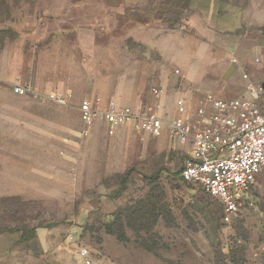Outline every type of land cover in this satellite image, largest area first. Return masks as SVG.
Masks as SVG:
<instances>
[{
  "label": "rangeland",
  "instance_id": "obj_1",
  "mask_svg": "<svg viewBox=\"0 0 264 264\" xmlns=\"http://www.w3.org/2000/svg\"><path fill=\"white\" fill-rule=\"evenodd\" d=\"M103 3L114 8L98 17L95 57L79 50L76 58L74 48L72 65L59 63L72 52L64 43L36 49L19 40L36 23L34 1L0 0V60L9 48L38 60L0 63V118L6 108L29 111L0 128L1 262L80 264L83 245L91 264H264V170L225 221L217 199L180 178L188 144L164 128L152 136L122 125L111 135L99 121L83 136L78 110L84 98L96 108L159 102L171 118L179 95L191 109L204 94L231 98L248 84L264 96V0ZM26 81L71 97L58 105L16 95ZM153 86L164 90L159 99Z\"/></svg>",
  "mask_w": 264,
  "mask_h": 264
},
{
  "label": "built area",
  "instance_id": "obj_2",
  "mask_svg": "<svg viewBox=\"0 0 264 264\" xmlns=\"http://www.w3.org/2000/svg\"><path fill=\"white\" fill-rule=\"evenodd\" d=\"M254 60L262 61L260 57ZM243 78L247 75L243 74ZM13 92L30 94L59 105H66L71 97L68 92L42 94L30 82L15 84ZM163 92L162 87L151 88L155 99H159ZM174 104L176 115L166 118L160 109L164 107L159 102L121 106L110 103L96 108L84 98L78 107L83 124L81 134L87 136L96 121L104 124L108 134H113L122 125H131L140 133L160 136L164 128L171 138L190 146L180 178L198 184L205 194L217 199L223 219L228 221L244 206L250 187L264 170L262 88L248 84L246 94L231 98L207 93L198 100L194 109L183 95L177 96ZM69 238L72 239L71 236ZM76 254L80 264H91L87 247L79 246Z\"/></svg>",
  "mask_w": 264,
  "mask_h": 264
},
{
  "label": "crops",
  "instance_id": "obj_3",
  "mask_svg": "<svg viewBox=\"0 0 264 264\" xmlns=\"http://www.w3.org/2000/svg\"><path fill=\"white\" fill-rule=\"evenodd\" d=\"M35 2V12L34 18L35 22L31 25L28 31H23L19 29V32L23 36L18 37L19 40L24 42L25 46H30L31 48H40V47H55L58 43H64V48L71 52L74 48L78 53L79 50H82L87 58L95 57V49H97V45L94 42V33L98 31L97 22L99 20V16H101V11L108 12L112 10L114 7L106 6L104 0H31ZM119 9H122V5H119ZM118 9V7H115ZM99 12V13H98ZM37 18V19H36ZM98 23V24H97ZM16 29H18L16 27ZM25 32V33H23ZM67 43V45L65 44ZM0 44H2V38L0 37ZM59 47V46H58ZM17 48V47H15ZM107 53H110L111 49H114L112 43H109L105 47ZM72 53V54H71ZM71 53H64L62 56L65 58L62 62L63 64H75L79 62L78 60H74L73 51ZM107 54V55H108ZM79 56L75 54L77 58ZM57 58V57H55ZM0 59H3V56H0ZM5 60H0V63H6L8 65H37L38 60H19L18 54L14 51H11L9 48L8 55L5 56ZM58 63V61H56ZM90 62V60H89ZM88 63V62H87ZM34 71L37 70L36 66L32 68ZM31 82L37 90L42 93L48 92H56L51 90H41L39 87V83L34 81H26ZM47 88L54 85V82L49 80L46 81ZM61 85V84H60ZM58 93H67V92H58ZM16 94V93H15ZM18 95V94H16ZM53 102V101H52ZM118 102L116 101V104ZM56 104V103H55ZM115 104V105H116ZM59 105V104H58ZM108 104H104L102 107L107 106ZM126 105V104H125ZM117 106H121L117 104ZM3 113H8V115H2L0 118V128H10L12 123L20 122V119L26 118L23 114L25 112H29L27 110L21 108H6L2 111ZM18 114V115H17ZM99 123H101L99 121ZM133 131L139 133L138 130L134 129L131 125ZM123 127V126H122ZM120 127L117 128V130ZM115 130V132L117 131ZM114 132V133H115ZM107 133V132H106ZM113 133V134H114ZM111 134V135H113ZM0 264H10L2 263L0 260Z\"/></svg>",
  "mask_w": 264,
  "mask_h": 264
},
{
  "label": "trees",
  "instance_id": "obj_4",
  "mask_svg": "<svg viewBox=\"0 0 264 264\" xmlns=\"http://www.w3.org/2000/svg\"><path fill=\"white\" fill-rule=\"evenodd\" d=\"M119 239H125V234L123 232H121V234L118 235ZM145 248L148 250V251H152V249L148 246L145 245Z\"/></svg>",
  "mask_w": 264,
  "mask_h": 264
}]
</instances>
